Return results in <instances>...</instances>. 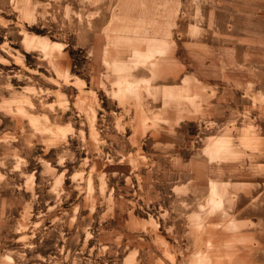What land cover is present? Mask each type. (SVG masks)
Returning <instances> with one entry per match:
<instances>
[{"label":"rangeland","instance_id":"1","mask_svg":"<svg viewBox=\"0 0 264 264\" xmlns=\"http://www.w3.org/2000/svg\"><path fill=\"white\" fill-rule=\"evenodd\" d=\"M0 264H264V0H0Z\"/></svg>","mask_w":264,"mask_h":264},{"label":"crops","instance_id":"2","mask_svg":"<svg viewBox=\"0 0 264 264\" xmlns=\"http://www.w3.org/2000/svg\"><path fill=\"white\" fill-rule=\"evenodd\" d=\"M156 48H159V49H161V45H159L158 47H156ZM157 52H160L159 50H157Z\"/></svg>","mask_w":264,"mask_h":264}]
</instances>
